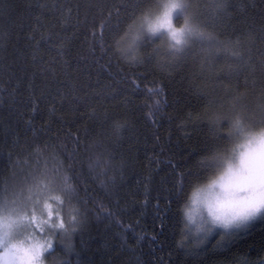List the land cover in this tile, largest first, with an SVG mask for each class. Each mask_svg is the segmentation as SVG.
Listing matches in <instances>:
<instances>
[{
  "label": "trees",
  "instance_id": "obj_1",
  "mask_svg": "<svg viewBox=\"0 0 264 264\" xmlns=\"http://www.w3.org/2000/svg\"><path fill=\"white\" fill-rule=\"evenodd\" d=\"M243 2V12L239 0H226L224 11L209 10L206 19L226 35L253 34L256 61L264 53V0ZM136 5L137 0H0V194L12 180L26 187L45 169L49 176L67 172L77 187L73 203L87 209L71 236L69 264H264V216L233 231L222 245L219 231L202 243L182 235L180 205L203 175L195 162L210 144L205 122L182 121L190 111L199 112L206 96L190 59L160 70L151 59L129 67L113 55V38ZM109 9L113 17L102 53L90 30ZM37 27L36 40L50 35L33 60L37 49L28 37ZM65 37L66 47L58 49ZM89 108L96 110L92 119L81 115ZM113 119L128 121L119 137L110 127ZM94 141L123 161L111 192L100 189L88 171ZM74 151L75 160H69ZM177 167L184 176L176 175Z\"/></svg>",
  "mask_w": 264,
  "mask_h": 264
},
{
  "label": "clouds",
  "instance_id": "obj_2",
  "mask_svg": "<svg viewBox=\"0 0 264 264\" xmlns=\"http://www.w3.org/2000/svg\"><path fill=\"white\" fill-rule=\"evenodd\" d=\"M166 8L171 10L175 28L192 29L185 32L186 43L179 53L167 29L152 31L148 27ZM209 10L218 15L224 7L209 9L202 0H142L112 43L113 55L129 67L151 59L155 68L164 70L190 59L198 69L206 100L197 114L207 125L210 144L195 162L203 175L192 182L180 205L185 238L233 232L264 216V73L260 71L264 53L253 61V34L231 35L229 47L236 54L229 57L231 61L250 57L257 71L247 82L243 72L233 76L227 92L217 88L213 93L215 81L210 72L224 64L226 54L210 53L208 40L216 36L224 39L226 34L206 19ZM149 42L150 49L145 47ZM223 76L220 73V78ZM241 77L242 84L238 83ZM127 124L113 119L110 127L119 137ZM88 152L86 164L96 184L106 192L113 191L123 161H115L99 141L90 143ZM64 173L68 187L45 189L18 208L0 207V264H69L72 248H66L60 237L65 232L72 236L86 218L87 209L73 203L77 187ZM61 219L64 228L58 226ZM58 247L63 248L62 253L56 251Z\"/></svg>",
  "mask_w": 264,
  "mask_h": 264
},
{
  "label": "snow or ice",
  "instance_id": "obj_3",
  "mask_svg": "<svg viewBox=\"0 0 264 264\" xmlns=\"http://www.w3.org/2000/svg\"><path fill=\"white\" fill-rule=\"evenodd\" d=\"M142 0H137V5L140 4ZM211 4H213L216 8L225 7L226 0H209ZM251 2V0H249ZM240 8L239 11L243 12L244 10V2L243 0H239ZM41 7H44V5H41ZM65 13L68 17L71 16L72 9L66 8ZM115 15L119 17L120 12L119 8L115 7ZM113 17V9H109L107 16L103 18L98 25L94 26L90 32L92 39L96 41L100 45L101 52L103 53L105 51V32L110 29L111 27V19ZM39 20V17H37ZM68 20L67 18L64 20V23L67 24ZM207 23V21H206ZM149 29L152 31H156L157 29H167L169 31V35L173 41H175V44L172 45L177 53L181 51L182 45L186 43L185 41V32H191L192 29L190 27H186L184 29H177L173 26L172 20H171V10L165 9L160 15L156 16L155 20L150 21L148 25ZM38 27L33 29V32L29 34L30 40H35V46L37 51L33 52V60L36 59L37 52L39 49V45L41 40L45 39L49 33H41L40 39H35V33L38 31ZM235 34V30L233 31V34ZM68 40L67 37L64 38V40H61L60 43L57 45L58 49H64L66 47V41ZM230 42H231V35H226L224 39H221L219 36H216L214 38H211L208 40V47L210 53H215L217 56L224 52L226 54L225 56V62L223 65L218 67L215 72H210V79L214 80V86L212 87L211 91L214 93L217 88H222L225 92H227L231 88V84L228 82L233 76H238L240 73L246 72V82L247 77L252 76L256 71L257 67L255 64L251 62V58L245 59L243 57H239L237 62H232L229 58L231 55H236L235 53H232L230 50ZM201 44H203V40H201ZM59 56L63 58L64 51H59ZM51 71L55 72L54 68L50 69ZM260 71L264 73V64L261 65ZM220 73H223V78H220ZM131 83L135 84L136 79L133 77L131 79ZM31 87V85H29ZM159 87V86H158ZM203 91V89H201ZM163 89L160 88V93H162ZM127 98L125 99V103H127ZM211 101H209L210 103ZM35 111V107L32 109ZM51 113H55V105H52L50 109ZM82 116H86L88 119H92L96 115L95 108H89L86 112L81 114ZM202 120L199 119L197 113L189 112L187 114V121H182V125H187V123H192L194 126L198 125ZM26 124H31V121H26ZM38 130L33 129V134L35 135ZM74 136V142L79 144V138ZM38 155H41V149L37 147L35 150ZM76 153L75 151L69 154V160H75ZM72 167V165H70ZM176 175L178 177H182L185 174L181 171H179L178 167L176 170ZM68 177L65 173L57 172L53 174L52 176H49L48 171L45 169L41 173L37 174L33 178V182L26 187L19 186L15 180L10 181L6 185V190L3 194H0V207H3L5 205L11 206L12 208H18L21 207L26 201L31 200L33 197H35L38 193L43 192L45 189H55L60 186L68 187L67 184ZM57 199H59L57 197ZM51 205H49V208ZM162 208H167V204L162 205ZM53 213L49 211V218H51ZM76 217H73V220H75ZM83 222H80L77 227L81 226ZM58 226L60 228H64V221L61 219L58 221ZM233 235V232H220V239L217 240V245H222L226 240L230 239ZM207 237V234L204 236ZM60 242L65 244L66 248L71 249V233L65 232L60 237ZM203 238L197 241V243H202Z\"/></svg>",
  "mask_w": 264,
  "mask_h": 264
}]
</instances>
